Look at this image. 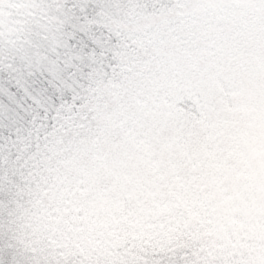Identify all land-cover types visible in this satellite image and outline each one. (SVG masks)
<instances>
[{
	"label": "rangeland",
	"instance_id": "1",
	"mask_svg": "<svg viewBox=\"0 0 264 264\" xmlns=\"http://www.w3.org/2000/svg\"><path fill=\"white\" fill-rule=\"evenodd\" d=\"M83 2L0 0V54L59 34ZM86 6L122 51L7 186L0 164L18 241L59 264H147L197 224L205 258L183 264H264V0Z\"/></svg>",
	"mask_w": 264,
	"mask_h": 264
},
{
	"label": "snow or ice",
	"instance_id": "2",
	"mask_svg": "<svg viewBox=\"0 0 264 264\" xmlns=\"http://www.w3.org/2000/svg\"><path fill=\"white\" fill-rule=\"evenodd\" d=\"M86 2L80 6L84 14L74 15L59 34L0 54V164L5 186L10 164L65 122H73L85 102L91 69L103 58L121 54L118 38H105L89 23ZM0 264L19 260L6 248Z\"/></svg>",
	"mask_w": 264,
	"mask_h": 264
},
{
	"label": "trees",
	"instance_id": "3",
	"mask_svg": "<svg viewBox=\"0 0 264 264\" xmlns=\"http://www.w3.org/2000/svg\"><path fill=\"white\" fill-rule=\"evenodd\" d=\"M210 29V32L215 31L213 35H219L220 31L216 32V26L212 28L210 27ZM114 60L115 56L111 57L110 59L104 58L100 62H98L93 68L92 74L89 76V81H97L98 79L102 78L104 79L103 72L106 69V64L111 63ZM101 71L103 72L100 74L99 72ZM239 154L240 151L235 150L232 156L226 157L224 163L230 164L229 162H233ZM8 199L9 197H7V194L0 191V255H2L3 251L7 248L11 251H14L15 255L18 257L19 264H41L42 262H45L44 258H46L47 261H51L53 264H59L57 259L52 258L51 256H49V254H44V252H42L44 248L43 246H37L33 249L31 248L32 246H26L18 241L17 237L21 236H19L18 234L20 230V225L17 219L18 215L16 214L17 209H10L12 207L11 204L8 202ZM5 205L8 206L4 207ZM5 217L7 218L6 220ZM202 222H204V220ZM205 224L206 229L208 230L209 226L206 222ZM14 228H17L18 232ZM203 231H205V229L200 228V225L195 224L194 229H192L191 226L188 232L186 231L182 242L177 244L176 249L172 247H165L161 249L158 253L149 255L146 259L147 264H183L184 262H189L190 258L195 259L198 250H200L202 253H198L199 256H201L200 258H205V256H202L205 252L202 248H199L201 244H199V242H196V240H199V237L202 236L200 232ZM29 235L30 234H26L27 238H23L24 240L22 239L24 243L25 240H30ZM194 243L195 245L193 246ZM123 258L126 259L124 255H122L121 259L123 260L124 264H132L129 259L124 260Z\"/></svg>",
	"mask_w": 264,
	"mask_h": 264
}]
</instances>
